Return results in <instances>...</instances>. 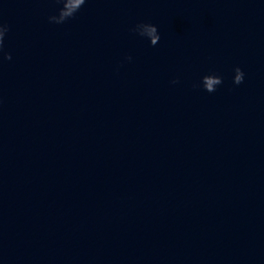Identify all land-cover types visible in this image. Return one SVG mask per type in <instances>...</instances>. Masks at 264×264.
I'll use <instances>...</instances> for the list:
<instances>
[{
    "label": "water",
    "instance_id": "water-1",
    "mask_svg": "<svg viewBox=\"0 0 264 264\" xmlns=\"http://www.w3.org/2000/svg\"><path fill=\"white\" fill-rule=\"evenodd\" d=\"M59 7L0 0L12 56L0 64V206L133 197L264 170V0H86L49 23ZM139 22L157 26V45L130 31ZM209 73L223 78L215 92L193 87Z\"/></svg>",
    "mask_w": 264,
    "mask_h": 264
},
{
    "label": "clouds",
    "instance_id": "clouds-1",
    "mask_svg": "<svg viewBox=\"0 0 264 264\" xmlns=\"http://www.w3.org/2000/svg\"><path fill=\"white\" fill-rule=\"evenodd\" d=\"M55 2L61 7L57 10V13L48 17L49 23L63 24L66 21L74 18L80 11L82 6L86 3V0H55ZM9 26L0 21V64L5 60H11V53L4 51V39L6 34L9 32ZM131 32L135 33L141 38H145L150 42L151 46H155L160 41L161 37L158 33L156 25L150 22H139L134 25ZM131 61L132 57L128 56L125 58ZM233 83L240 85L244 82L245 73L240 67L233 69ZM178 80H173L172 83H178ZM223 83V78L215 73H209L201 77L199 84H194L193 87H203L208 93H213L217 90V87Z\"/></svg>",
    "mask_w": 264,
    "mask_h": 264
}]
</instances>
